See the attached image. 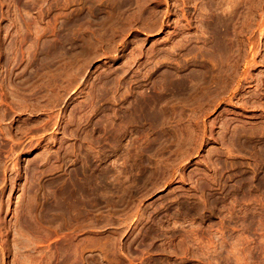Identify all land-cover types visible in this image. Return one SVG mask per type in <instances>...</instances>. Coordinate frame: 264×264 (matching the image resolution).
Instances as JSON below:
<instances>
[{"label": "rangeland", "instance_id": "1", "mask_svg": "<svg viewBox=\"0 0 264 264\" xmlns=\"http://www.w3.org/2000/svg\"><path fill=\"white\" fill-rule=\"evenodd\" d=\"M0 264H264V0H0Z\"/></svg>", "mask_w": 264, "mask_h": 264}]
</instances>
